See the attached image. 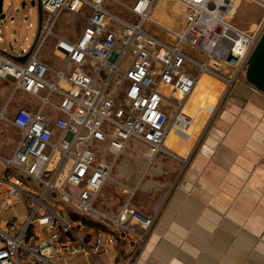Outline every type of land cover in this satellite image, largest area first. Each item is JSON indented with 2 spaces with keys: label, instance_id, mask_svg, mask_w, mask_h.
<instances>
[{
  "label": "built area",
  "instance_id": "1",
  "mask_svg": "<svg viewBox=\"0 0 264 264\" xmlns=\"http://www.w3.org/2000/svg\"><path fill=\"white\" fill-rule=\"evenodd\" d=\"M157 1L41 0L45 15L36 44L27 50L2 40L0 78L13 80L15 93L37 104L0 115L21 132L14 152L4 158L10 175L0 174V264H70L80 255L106 264L100 253L127 235L134 236L130 261L140 251L155 217L131 206L136 187L127 185L128 198L116 213L96 205L115 163L124 151L149 165L159 153L172 154L165 141L173 130L189 137L190 124H181L183 105L199 78L221 77L231 87L264 32V17L250 30L233 22L244 2L264 7V0H178L185 8L184 28L164 27L169 39H162L145 27ZM63 16L85 19L76 37L55 30ZM50 37L63 58L58 68L39 58ZM223 65L234 70L229 79L217 72ZM132 138L146 152L130 146ZM69 186L80 191L69 192ZM90 222L99 230L92 232Z\"/></svg>",
  "mask_w": 264,
  "mask_h": 264
},
{
  "label": "crops",
  "instance_id": "2",
  "mask_svg": "<svg viewBox=\"0 0 264 264\" xmlns=\"http://www.w3.org/2000/svg\"><path fill=\"white\" fill-rule=\"evenodd\" d=\"M37 33L27 47L3 37L0 44L29 50ZM194 131L186 140L171 132L165 147L172 154L159 153L152 169L143 156L124 151L112 169V184L102 188L99 209L118 212L130 184L137 191L131 206L155 217L130 264H264V93L240 85L215 118L203 128L196 123ZM111 203L119 205L109 208ZM133 246L134 236L127 235L99 257L106 264H127ZM70 264L99 263L80 255Z\"/></svg>",
  "mask_w": 264,
  "mask_h": 264
},
{
  "label": "rangeland",
  "instance_id": "3",
  "mask_svg": "<svg viewBox=\"0 0 264 264\" xmlns=\"http://www.w3.org/2000/svg\"><path fill=\"white\" fill-rule=\"evenodd\" d=\"M31 0H5L4 2V11L7 12L8 16L0 24V37L7 38L8 40H14L17 43L19 40L23 43L24 47H27V44H32L35 40V34L39 27V11L37 5L32 7ZM38 0H36L37 2ZM126 4L132 5L135 0H123ZM23 2L26 3V7H21ZM11 3V4H10ZM31 6V7H30ZM116 12L121 14L127 19H135L136 17L129 10L123 8H116ZM185 11L184 5L178 0H159L152 9L150 18L146 22L145 27L158 35L162 39H169V35L164 27L171 28L176 31H181L184 28V18L182 17L183 12ZM24 14V15H23ZM26 14V15H25ZM157 14V15H155ZM43 15L45 12L43 11ZM63 16L58 24L56 25L55 30H63L64 34L70 35L71 37H76L81 31L84 25V18H78L75 16ZM264 17V7L250 1L244 2L240 8L237 10V13L233 17V22L239 27L250 30L255 28L257 24ZM18 24L13 26L14 22ZM32 24L29 26V24ZM72 33V34H71ZM13 35V37H12ZM26 36L28 40H25ZM68 37V36H67ZM54 38L50 37L47 42L44 44L41 52L39 53V58L44 60L52 67L58 68L62 63V56L59 55L54 50ZM190 55L197 57V50L191 49ZM196 70V69H195ZM217 72L223 75L225 78L229 79L234 74V70L230 66H221L217 68ZM211 75V74H210ZM249 86V88L255 90L247 81H246V69H242L237 75V79L234 81L231 87H227L225 80L221 77L203 75L199 78L197 86L195 87L193 94L184 100L183 112L185 113L184 117H181L182 127L185 128L190 124L189 127H186V132L189 137L183 136L182 131H172L176 133L175 139L182 138L189 139L191 136V131L195 130V123L199 126L213 120L220 111L221 108L225 107L228 104L229 97L233 91H235L240 85ZM188 99V100H187ZM182 100V99H181ZM180 100V101H181ZM187 100V101H186ZM183 101V102H184ZM218 103V105H217ZM36 105L37 101L30 97L27 94L22 92L15 93V84L11 79H2L0 78V115L1 113L8 108V116H12L17 109L22 106ZM217 110L211 115L210 112L212 107H216ZM205 110L204 113L198 114V110ZM171 111V119L175 114L174 107L169 109ZM195 118V121L190 120L189 116ZM194 122V124H193ZM193 124V125H192ZM204 126V125H203ZM202 126V128H203ZM201 128V127H200ZM201 134V131H194L191 139H196ZM21 138V132L15 126H13L8 120H0V171L6 176L10 175V170L5 169L4 158L10 156ZM180 143V142H179ZM130 146L135 149H140L142 152H146L145 144L135 138H132L130 141ZM167 147V145H165ZM170 146V145H168ZM168 148V147H167ZM177 152H180V147ZM176 154V152L173 151ZM169 155V154H166ZM136 156V154H135ZM121 160V159H120ZM153 163V162H152ZM152 165V164H151ZM50 168L53 170L55 164H49ZM153 165L151 166L152 169ZM117 170V166H116ZM114 173H117L116 171ZM1 174V173H0ZM10 179V177H9ZM12 179V178H11ZM64 181L63 175L59 181V184H62ZM107 185H111V181H108ZM130 186V184H129ZM132 187V186H130ZM69 192L77 193L80 189H75L72 186L68 187ZM136 197V196H135ZM101 195L99 194L96 205L101 203ZM111 200H108L110 203ZM117 204H109V208H114ZM10 215V211L6 214ZM78 230V229H77ZM92 232H95V229H91ZM132 255V249L128 252V255L125 259L126 263L130 261ZM120 264H122L120 262Z\"/></svg>",
  "mask_w": 264,
  "mask_h": 264
},
{
  "label": "water",
  "instance_id": "4",
  "mask_svg": "<svg viewBox=\"0 0 264 264\" xmlns=\"http://www.w3.org/2000/svg\"><path fill=\"white\" fill-rule=\"evenodd\" d=\"M4 2L5 0H0V24L8 16L7 12L4 11ZM31 4L33 7L37 5L39 11V29L36 38L37 42L43 25V8L41 0H38L37 2L36 0H32ZM25 5L26 3L23 2L21 7H25ZM28 56L29 54L21 60H27ZM246 81L257 91L264 93V32L249 57L246 67Z\"/></svg>",
  "mask_w": 264,
  "mask_h": 264
},
{
  "label": "trees",
  "instance_id": "5",
  "mask_svg": "<svg viewBox=\"0 0 264 264\" xmlns=\"http://www.w3.org/2000/svg\"><path fill=\"white\" fill-rule=\"evenodd\" d=\"M89 227H92L93 229H95V231H98L100 228V225L94 222H90Z\"/></svg>",
  "mask_w": 264,
  "mask_h": 264
},
{
  "label": "bare ground",
  "instance_id": "6",
  "mask_svg": "<svg viewBox=\"0 0 264 264\" xmlns=\"http://www.w3.org/2000/svg\"><path fill=\"white\" fill-rule=\"evenodd\" d=\"M152 13V12H151ZM150 20H152L151 18H150ZM31 24V23H30ZM32 25V24H31Z\"/></svg>",
  "mask_w": 264,
  "mask_h": 264
}]
</instances>
